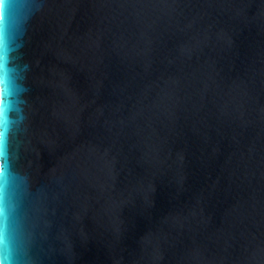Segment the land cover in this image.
<instances>
[{"label": "water", "instance_id": "water-1", "mask_svg": "<svg viewBox=\"0 0 264 264\" xmlns=\"http://www.w3.org/2000/svg\"><path fill=\"white\" fill-rule=\"evenodd\" d=\"M0 264H264V0H0Z\"/></svg>", "mask_w": 264, "mask_h": 264}]
</instances>
